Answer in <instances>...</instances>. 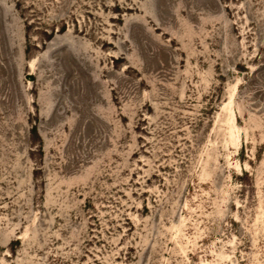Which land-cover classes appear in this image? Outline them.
Listing matches in <instances>:
<instances>
[{
	"label": "rangeland",
	"instance_id": "obj_1",
	"mask_svg": "<svg viewBox=\"0 0 264 264\" xmlns=\"http://www.w3.org/2000/svg\"><path fill=\"white\" fill-rule=\"evenodd\" d=\"M0 264H264V0H0Z\"/></svg>",
	"mask_w": 264,
	"mask_h": 264
}]
</instances>
